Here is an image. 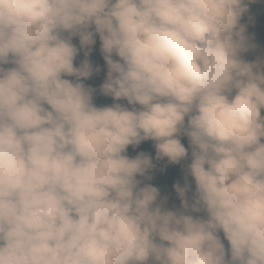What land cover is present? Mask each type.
Masks as SVG:
<instances>
[{"label": "clouds", "instance_id": "1", "mask_svg": "<svg viewBox=\"0 0 264 264\" xmlns=\"http://www.w3.org/2000/svg\"><path fill=\"white\" fill-rule=\"evenodd\" d=\"M252 2L0 0V264H264V60L241 59ZM97 34L100 91L131 109L96 106L80 82L93 68L74 66L72 38L90 50ZM180 136L172 211L137 179L151 158L125 153L152 140L179 163Z\"/></svg>", "mask_w": 264, "mask_h": 264}, {"label": "rangeland", "instance_id": "2", "mask_svg": "<svg viewBox=\"0 0 264 264\" xmlns=\"http://www.w3.org/2000/svg\"><path fill=\"white\" fill-rule=\"evenodd\" d=\"M259 4L261 5V7L264 9V0H258ZM255 27L257 29V33L255 34V38L258 41V39L260 40V42H256V47H254V51L252 53H241V59L247 61V62H255L258 60H264V20L262 19H257L255 21ZM93 30H94V26H93ZM94 39L96 41V43L94 45L90 46V50L89 47H85L83 49H81L80 47V43H79V37H73L72 38V43L73 45L77 48V55L74 58L73 64L75 67H79L80 64L87 59L89 61V63L93 66L94 60L97 56V53L100 50V46H101V41L99 39V35H95ZM88 53L87 56H85V53ZM101 63L99 64V71H93L92 75L90 77H88L87 79L85 78H81V81L85 87H91L94 91L93 94V103L98 106V107H102V106H111L114 103H119L122 104L126 107H128L129 109L132 108L131 105L127 104V101L124 99L118 100V101H114L112 97L110 96H105L102 94V92L100 91V86L103 84V82L106 79V75H107V65L106 62L103 59V55L101 57ZM113 59H118L117 57H115V55H113ZM12 65H5V67H11ZM63 78L65 79H69L72 81H75V77H69V76H64ZM45 107H47V105H45ZM137 108H139V105H136ZM261 116H264V109H261ZM187 139V137H186ZM155 143L152 145V148L149 151H146L144 148V144L143 142H141L139 145L133 146V145H129L128 149L126 150V155L129 157L130 155V150L134 149V155L136 156L137 154L143 152L145 153L147 156H149L152 160V164L153 167L151 169H149L146 173L145 176H137V179L141 181L140 186L142 187L144 184H151L152 186H155V184L157 182H159V179L157 177V172H159V168L160 166L164 163V161L166 160V158L163 159H156V150L154 147ZM131 148V149H130ZM186 149L189 150V155L185 158V162L183 163L182 167H180L178 169V172L175 175V179L173 181V184L170 185L171 187H166V193H165V197L168 198L167 202H166V207L169 208V210L172 211H176L178 209H181V200L180 197L178 196V194L175 191L174 185L179 183L181 186L184 185L185 183V177L187 175L186 173V168H187V164L190 163V149H189V144H188V140L185 146ZM187 181L189 184V191L186 193V196L189 198V200H191L192 196L195 193V182L193 180V178L191 176H187ZM193 215H204L203 213H193ZM221 239V242L224 244L225 246V253H226V259L229 258V243L228 241L224 238L223 232L218 233ZM147 264H153L152 260L149 259V261L147 262Z\"/></svg>", "mask_w": 264, "mask_h": 264}, {"label": "trees", "instance_id": "3", "mask_svg": "<svg viewBox=\"0 0 264 264\" xmlns=\"http://www.w3.org/2000/svg\"><path fill=\"white\" fill-rule=\"evenodd\" d=\"M257 19L264 20V10L261 8L259 1L254 0V2L248 4V12L245 13L244 16H242L241 21H240V23L246 25L245 35H247L249 37L250 42L254 45L256 44V42H260L259 39L257 41L255 38V34L257 33L256 32L257 29L255 27V21ZM255 47H256V45H255ZM253 51H254V47L249 48L245 52L246 53H252ZM245 52H242V53H245ZM102 55L103 54L101 51H99L97 53V56L94 60L93 66H92L93 71H96V69L99 67V64L101 63V60H102L101 59ZM93 94H94V92H93ZM186 121H187V118H185V122ZM179 139H180L181 143L184 146H186L188 139H186V137H184V136H180ZM142 142L144 144V148L146 151H149L152 148V145L155 143L152 140H145ZM134 151H135L134 149L130 150L129 158L135 157ZM125 155H126V153H125ZM184 162H185V159L181 160L179 163L173 164V163H169L167 158H166L164 163L160 166V168L158 170L159 172H157V174H156L158 179H159V182H157L154 186L159 190V197L157 199V203L163 202L162 207L167 209V210H169V208L166 207V202L168 199L165 197V193L167 192L166 187H168V186L171 187L170 185L173 184V181L175 179L176 173L178 172V169L180 167H182Z\"/></svg>", "mask_w": 264, "mask_h": 264}]
</instances>
